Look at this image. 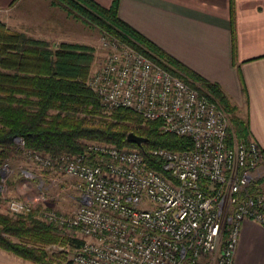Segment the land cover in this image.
Segmentation results:
<instances>
[{
    "label": "built area",
    "instance_id": "built-area-1",
    "mask_svg": "<svg viewBox=\"0 0 264 264\" xmlns=\"http://www.w3.org/2000/svg\"><path fill=\"white\" fill-rule=\"evenodd\" d=\"M101 41L104 60L86 82L101 105L159 122L192 148L153 150L163 175L139 149L89 142L84 154L61 159L81 194L78 207L44 210L40 219L75 241L71 264H198L209 256L232 264L242 222L264 227V193L249 194L263 150L250 137L230 141L229 116L202 91L106 34ZM25 155L44 169L56 165L40 152ZM45 201L44 194L6 200V211L26 216Z\"/></svg>",
    "mask_w": 264,
    "mask_h": 264
},
{
    "label": "trees",
    "instance_id": "trees-1",
    "mask_svg": "<svg viewBox=\"0 0 264 264\" xmlns=\"http://www.w3.org/2000/svg\"><path fill=\"white\" fill-rule=\"evenodd\" d=\"M51 2L202 91L229 116L228 139L231 141L234 136L238 141L247 140V123L238 116L237 108L221 87L191 71L122 22L117 13L119 0H112L109 8L93 0ZM94 58L91 46L60 43L54 47L46 40L10 30L0 21V184L2 167L28 152L47 155L61 168L62 157L84 154L89 142L139 149L126 141L129 133L147 139L139 151L146 166L163 175H167L163 161L152 155L153 150L175 152L192 148L190 138L163 132L159 122L145 121L127 109L109 111L103 107L86 85ZM16 139H21L22 147ZM253 185L250 195L254 194ZM1 203L0 191V206ZM38 209L26 216L0 211V250L32 264H71L64 251L47 247L73 246L75 241L60 236L51 224L43 222Z\"/></svg>",
    "mask_w": 264,
    "mask_h": 264
},
{
    "label": "crops",
    "instance_id": "crops-1",
    "mask_svg": "<svg viewBox=\"0 0 264 264\" xmlns=\"http://www.w3.org/2000/svg\"><path fill=\"white\" fill-rule=\"evenodd\" d=\"M117 13L167 55L218 84L264 150V0H119ZM0 21L48 42L88 41L76 26L85 23L51 0H0ZM253 187L254 194L264 193V154ZM232 264H264L263 226L242 222Z\"/></svg>",
    "mask_w": 264,
    "mask_h": 264
},
{
    "label": "rangeland",
    "instance_id": "rangeland-1",
    "mask_svg": "<svg viewBox=\"0 0 264 264\" xmlns=\"http://www.w3.org/2000/svg\"><path fill=\"white\" fill-rule=\"evenodd\" d=\"M72 26H79L81 29H84L85 34L88 35V41L84 40L78 44L82 43L94 48L95 58L91 66V73L102 64L106 54V50L103 48L101 41L102 33L92 26H87L81 22H78L76 26L72 24ZM50 43L55 47L61 42L51 41ZM228 100L232 104L229 98ZM1 177L0 191L2 203L0 211L3 213L7 212L6 200H23L41 194L46 196V201L37 207L39 208L37 210L39 214L41 211L52 209L59 213H70L75 210L80 203L81 194L79 191L75 190L74 187L76 182L74 180L66 178L60 168L56 166L50 169H44L38 165L33 158L27 155H23L21 159L10 161L4 165L1 169ZM60 236L63 235L60 234ZM49 248L57 251H64L67 255V260L70 261L73 250L68 244H58L53 247H47V249ZM0 264L32 263L18 259L0 250ZM198 264H214V257H206L200 260Z\"/></svg>",
    "mask_w": 264,
    "mask_h": 264
},
{
    "label": "water",
    "instance_id": "water-1",
    "mask_svg": "<svg viewBox=\"0 0 264 264\" xmlns=\"http://www.w3.org/2000/svg\"><path fill=\"white\" fill-rule=\"evenodd\" d=\"M126 141L135 144L139 149H142L143 144L147 142V139L139 137L133 133H129L126 136Z\"/></svg>",
    "mask_w": 264,
    "mask_h": 264
}]
</instances>
